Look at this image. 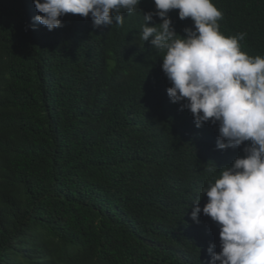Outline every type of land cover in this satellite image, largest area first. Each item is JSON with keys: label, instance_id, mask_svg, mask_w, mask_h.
I'll return each mask as SVG.
<instances>
[{"label": "trees", "instance_id": "trees-1", "mask_svg": "<svg viewBox=\"0 0 264 264\" xmlns=\"http://www.w3.org/2000/svg\"><path fill=\"white\" fill-rule=\"evenodd\" d=\"M42 2V0H41ZM225 37L264 57V0H211ZM141 10V12L139 11ZM122 26L66 14L48 31L33 0H0V264H209L219 227L191 204L243 156L218 150L170 101L164 52ZM169 12L176 32L193 27ZM161 21L154 18L148 26Z\"/></svg>", "mask_w": 264, "mask_h": 264}, {"label": "clouds", "instance_id": "clouds-1", "mask_svg": "<svg viewBox=\"0 0 264 264\" xmlns=\"http://www.w3.org/2000/svg\"><path fill=\"white\" fill-rule=\"evenodd\" d=\"M155 12L143 13L141 39L164 52L162 71L171 83L167 95L181 111L188 110L196 128L218 124V150L245 145L243 156L220 170L218 179L191 204L190 219L210 217L219 227L220 252L210 244L209 264H264V57L241 51L245 33L225 37L219 30L222 18L211 0H153ZM41 15L34 25L48 31L62 27L66 14L91 18L94 27L122 26L125 17L141 0H33ZM179 10L181 21L193 27L179 35L169 12ZM141 12V10L139 9ZM158 18L161 23L148 26Z\"/></svg>", "mask_w": 264, "mask_h": 264}]
</instances>
